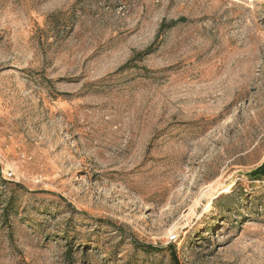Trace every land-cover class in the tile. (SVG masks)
Returning <instances> with one entry per match:
<instances>
[{
  "label": "rangeland",
  "instance_id": "obj_1",
  "mask_svg": "<svg viewBox=\"0 0 264 264\" xmlns=\"http://www.w3.org/2000/svg\"><path fill=\"white\" fill-rule=\"evenodd\" d=\"M263 164L264 0H0V264H264Z\"/></svg>",
  "mask_w": 264,
  "mask_h": 264
},
{
  "label": "trees",
  "instance_id": "obj_2",
  "mask_svg": "<svg viewBox=\"0 0 264 264\" xmlns=\"http://www.w3.org/2000/svg\"><path fill=\"white\" fill-rule=\"evenodd\" d=\"M263 175H264V164L250 174L251 177H256V178H259ZM176 264H178V263H176Z\"/></svg>",
  "mask_w": 264,
  "mask_h": 264
},
{
  "label": "built area",
  "instance_id": "obj_3",
  "mask_svg": "<svg viewBox=\"0 0 264 264\" xmlns=\"http://www.w3.org/2000/svg\"><path fill=\"white\" fill-rule=\"evenodd\" d=\"M13 174H9V176H12ZM171 239H175V236L171 235Z\"/></svg>",
  "mask_w": 264,
  "mask_h": 264
},
{
  "label": "bare ground",
  "instance_id": "obj_4",
  "mask_svg": "<svg viewBox=\"0 0 264 264\" xmlns=\"http://www.w3.org/2000/svg\"><path fill=\"white\" fill-rule=\"evenodd\" d=\"M202 197V196H201Z\"/></svg>",
  "mask_w": 264,
  "mask_h": 264
}]
</instances>
